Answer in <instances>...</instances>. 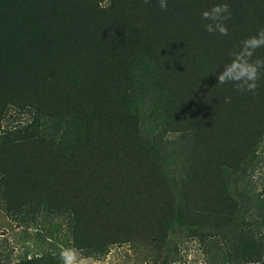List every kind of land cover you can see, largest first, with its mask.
<instances>
[{
    "label": "trees",
    "instance_id": "trees-1",
    "mask_svg": "<svg viewBox=\"0 0 264 264\" xmlns=\"http://www.w3.org/2000/svg\"><path fill=\"white\" fill-rule=\"evenodd\" d=\"M167 3L0 0V209L41 253L4 245L0 264L124 245L176 264L188 241L205 264H264V70L256 94L217 84L264 0ZM220 3L226 36L201 19Z\"/></svg>",
    "mask_w": 264,
    "mask_h": 264
},
{
    "label": "clouds",
    "instance_id": "clouds-1",
    "mask_svg": "<svg viewBox=\"0 0 264 264\" xmlns=\"http://www.w3.org/2000/svg\"><path fill=\"white\" fill-rule=\"evenodd\" d=\"M145 5L150 0H143ZM161 11L168 10L167 0H158ZM231 18L230 7L227 3L215 4L202 12L201 19L204 21V28L209 34L228 35V27L225 21ZM264 48V29L256 35L250 36L241 41L240 46L231 53L230 62L223 65L217 79L220 85L231 83L239 93L251 92L256 94L264 70V59L253 60L252 57L257 49ZM225 103L231 102V97L224 98ZM63 264H73L74 255L70 251L61 253Z\"/></svg>",
    "mask_w": 264,
    "mask_h": 264
},
{
    "label": "rangeland",
    "instance_id": "rangeland-1",
    "mask_svg": "<svg viewBox=\"0 0 264 264\" xmlns=\"http://www.w3.org/2000/svg\"><path fill=\"white\" fill-rule=\"evenodd\" d=\"M10 115L16 116L14 112H11ZM18 118L20 120L19 115ZM10 121L11 118L5 121L0 134L5 132V130L11 129V126L9 128L7 127L8 124L12 123ZM18 224L20 223L8 217L4 211L0 209V247L5 245L13 249V260H19L24 255L26 256L31 250L34 251L37 246L34 244L37 234L36 226L31 223L29 226L23 224L19 226ZM43 243L44 241H42V244ZM178 249L180 253L177 256L178 261L176 264H205L201 248L196 242L188 241L179 244ZM50 252L54 254L56 251ZM72 254L74 255L73 264H152V259L144 260L143 255L129 245L112 248L110 253L102 260L86 259L78 252H73ZM28 255L31 257L33 255H41V253L38 251ZM180 256H182V260L179 259Z\"/></svg>",
    "mask_w": 264,
    "mask_h": 264
}]
</instances>
